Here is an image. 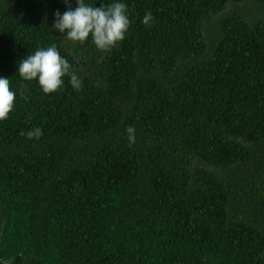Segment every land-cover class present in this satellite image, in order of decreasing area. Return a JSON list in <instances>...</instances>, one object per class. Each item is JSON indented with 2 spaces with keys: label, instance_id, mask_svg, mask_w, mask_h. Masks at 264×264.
<instances>
[{
  "label": "trees",
  "instance_id": "trees-1",
  "mask_svg": "<svg viewBox=\"0 0 264 264\" xmlns=\"http://www.w3.org/2000/svg\"><path fill=\"white\" fill-rule=\"evenodd\" d=\"M115 2L105 53L52 28L63 0H0V264H264V0H85ZM53 45L80 90L20 77Z\"/></svg>",
  "mask_w": 264,
  "mask_h": 264
},
{
  "label": "clouds",
  "instance_id": "clouds-1",
  "mask_svg": "<svg viewBox=\"0 0 264 264\" xmlns=\"http://www.w3.org/2000/svg\"><path fill=\"white\" fill-rule=\"evenodd\" d=\"M68 5V10L60 14L54 13L55 21L52 28L60 33H65L70 41L83 43L91 34L96 48L102 52H109L118 42L125 39L130 20L127 14V6L121 2H115L107 6L99 7L85 3V0H76L77 7L72 10L69 0H63ZM154 17L151 12L144 15L142 23L148 26ZM18 73L26 81L38 78V84L43 93L56 92L63 85V77H70L71 86L80 90L82 81L68 61L61 57L55 45L41 48L34 54L28 55L18 66ZM23 96V93H21ZM24 99H27L25 96ZM16 93L10 88L8 78L0 77V120H6L13 110ZM129 147L136 142L135 127L129 126ZM21 135L25 133L21 132ZM43 135L41 128H35L26 133L28 139H39Z\"/></svg>",
  "mask_w": 264,
  "mask_h": 264
}]
</instances>
